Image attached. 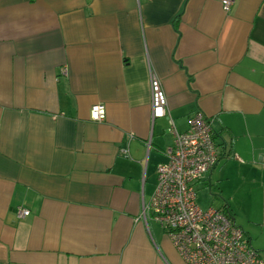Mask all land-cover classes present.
<instances>
[{"label": "crops", "instance_id": "obj_1", "mask_svg": "<svg viewBox=\"0 0 264 264\" xmlns=\"http://www.w3.org/2000/svg\"><path fill=\"white\" fill-rule=\"evenodd\" d=\"M151 76L179 131L211 121L195 188L264 260V0H0V264H185L141 216L173 140Z\"/></svg>", "mask_w": 264, "mask_h": 264}, {"label": "built area", "instance_id": "obj_2", "mask_svg": "<svg viewBox=\"0 0 264 264\" xmlns=\"http://www.w3.org/2000/svg\"><path fill=\"white\" fill-rule=\"evenodd\" d=\"M231 0H221L224 11ZM66 68L62 74H66ZM150 106L152 120L167 119L172 143L164 150L165 159L157 164L154 192L143 203L141 216H149L164 230L185 264H264L243 229L223 209L202 208L196 201L195 184L216 163L219 152L214 141L211 121L201 111L188 117V127L179 131L168 109L167 97L160 80L151 76ZM91 120H105L103 103L89 109ZM126 149L121 153L126 154ZM264 165V157L260 159ZM30 211L17 208V216Z\"/></svg>", "mask_w": 264, "mask_h": 264}, {"label": "rangeland", "instance_id": "obj_3", "mask_svg": "<svg viewBox=\"0 0 264 264\" xmlns=\"http://www.w3.org/2000/svg\"><path fill=\"white\" fill-rule=\"evenodd\" d=\"M202 193L203 191L199 189L198 184H197L196 185V197H197L198 205L202 208H206L207 206H209V204L205 202V199L202 197Z\"/></svg>", "mask_w": 264, "mask_h": 264}]
</instances>
